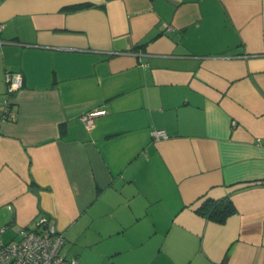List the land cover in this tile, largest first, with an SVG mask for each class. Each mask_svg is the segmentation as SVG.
<instances>
[{"label":"crops","instance_id":"0c3cea01","mask_svg":"<svg viewBox=\"0 0 264 264\" xmlns=\"http://www.w3.org/2000/svg\"><path fill=\"white\" fill-rule=\"evenodd\" d=\"M6 72L2 242L45 216L82 264H264V0H0V105Z\"/></svg>","mask_w":264,"mask_h":264},{"label":"built area","instance_id":"2783aa9c","mask_svg":"<svg viewBox=\"0 0 264 264\" xmlns=\"http://www.w3.org/2000/svg\"><path fill=\"white\" fill-rule=\"evenodd\" d=\"M23 77L18 72L5 73V98L0 105V124L15 119L13 109L15 93L22 87ZM94 113H83L80 119L86 127L94 123ZM154 139L166 138L163 129H153ZM34 229L20 228L19 238L14 242L4 243L0 238V262L2 264H82L75 258H68L62 251L65 242L53 222L45 216H39ZM3 228H0L2 231Z\"/></svg>","mask_w":264,"mask_h":264},{"label":"trees","instance_id":"16d2710c","mask_svg":"<svg viewBox=\"0 0 264 264\" xmlns=\"http://www.w3.org/2000/svg\"><path fill=\"white\" fill-rule=\"evenodd\" d=\"M235 211L236 208L228 195L218 199L204 198L195 208L198 215L217 223H224Z\"/></svg>","mask_w":264,"mask_h":264}]
</instances>
